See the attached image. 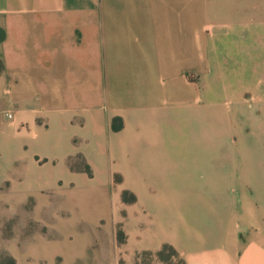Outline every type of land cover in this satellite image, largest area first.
Listing matches in <instances>:
<instances>
[{"label": "crops", "instance_id": "0c3cea01", "mask_svg": "<svg viewBox=\"0 0 264 264\" xmlns=\"http://www.w3.org/2000/svg\"><path fill=\"white\" fill-rule=\"evenodd\" d=\"M258 22L264 0H0V103L8 96L0 110V204L67 228L65 259L76 261L73 253L86 251L88 242L82 247L71 235L82 213L93 223L98 207L107 210L110 183L94 184L95 171L92 178L79 175L39 151L50 134L59 145L66 133L73 140V132H86L84 144L103 136L111 159H134L144 138L158 145L156 133L162 122H175L177 110L208 107V94L196 92L188 74L209 72L214 38L262 36ZM6 112L13 114L7 125ZM84 158L96 162L89 152ZM24 223L19 215L18 229ZM19 239L9 248L15 264H56L64 253L63 243L40 232ZM215 255L200 251L192 264H264V250L237 259Z\"/></svg>", "mask_w": 264, "mask_h": 264}, {"label": "rangeland", "instance_id": "374dc122", "mask_svg": "<svg viewBox=\"0 0 264 264\" xmlns=\"http://www.w3.org/2000/svg\"><path fill=\"white\" fill-rule=\"evenodd\" d=\"M258 25L264 27V22ZM251 32L245 30V35ZM256 35L257 31L255 36L214 38L209 72L188 74L194 90L208 94V107L177 110L175 122L169 128L162 122V134L156 133L158 145L144 138L142 152L126 163L111 159L101 134L100 142L84 144L86 132H73V140L72 132L66 133L65 143L59 145L53 131L39 151L64 161L79 175L92 178L95 171L94 184L110 183L109 207H98L93 223L84 222L82 213L71 237L82 247L87 241L88 248L80 255L74 252L78 259L72 263L65 259L67 228L56 230L51 223L33 221L31 210L9 213L0 204V264H15L10 246L19 237L25 241L39 232L63 243L64 253L56 264H192L200 251L228 253L236 259L262 252L264 35ZM27 151L30 156L31 148ZM65 152L73 155L65 158ZM85 152L96 160L93 166L86 162ZM3 156L0 153V159ZM19 215L27 218L21 229Z\"/></svg>", "mask_w": 264, "mask_h": 264}, {"label": "trees", "instance_id": "16d2710c", "mask_svg": "<svg viewBox=\"0 0 264 264\" xmlns=\"http://www.w3.org/2000/svg\"><path fill=\"white\" fill-rule=\"evenodd\" d=\"M3 68V63L2 61L0 60V69ZM119 119L115 118L114 121H113V124H112V129L113 130H117V129H120L122 127V125H116V122L118 121ZM12 263H15L14 260Z\"/></svg>", "mask_w": 264, "mask_h": 264}, {"label": "built area", "instance_id": "2783aa9c", "mask_svg": "<svg viewBox=\"0 0 264 264\" xmlns=\"http://www.w3.org/2000/svg\"><path fill=\"white\" fill-rule=\"evenodd\" d=\"M5 115H6V118H7L8 120L13 119V114H12V113H6Z\"/></svg>", "mask_w": 264, "mask_h": 264}]
</instances>
